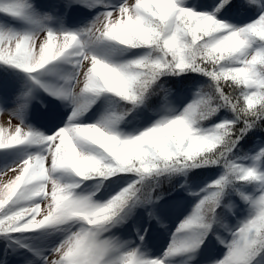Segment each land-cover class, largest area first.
<instances>
[{
	"label": "snow or ice",
	"instance_id": "snow-or-ice-1",
	"mask_svg": "<svg viewBox=\"0 0 264 264\" xmlns=\"http://www.w3.org/2000/svg\"><path fill=\"white\" fill-rule=\"evenodd\" d=\"M0 66V264H264V0H0Z\"/></svg>",
	"mask_w": 264,
	"mask_h": 264
},
{
	"label": "rangeland",
	"instance_id": "rangeland-1",
	"mask_svg": "<svg viewBox=\"0 0 264 264\" xmlns=\"http://www.w3.org/2000/svg\"><path fill=\"white\" fill-rule=\"evenodd\" d=\"M44 2H46V0H44ZM43 101L45 102L44 104L42 103ZM35 109L40 111H38V115L33 117V120L31 119L32 117H29V122L34 123L37 127L45 129H50L53 124L62 121L64 114L67 111H70V108H64L61 102L55 101L53 99H47L40 94L38 97V106L35 107ZM32 112L33 110L30 111V116ZM17 122L18 121L16 119L10 117L6 112H0V127L4 128L5 130H9L10 127H14ZM0 162H3V160H0ZM5 179V177L0 176V181ZM181 183H183V180H181ZM172 195L174 196L175 193ZM184 195L187 196V193H184ZM166 198L167 197H165L164 200ZM191 200L192 198L188 197L185 205L190 206ZM43 207L44 205H42V208ZM183 214H185L184 205L174 206L165 203L162 211V219L163 223L166 224L167 227H161L160 223H158L155 219L150 220L146 211L141 208L137 210L136 216L133 218V220L129 221L125 225V229L128 234H134L137 228H140L141 230L147 228L150 235L146 238L149 240V246L152 248L153 253L155 254L159 251H162V249L166 246L169 232L174 230L176 224L179 222V219L182 218ZM130 223H133V225H130ZM212 251L218 255L223 254L222 246H220L215 240L213 241Z\"/></svg>",
	"mask_w": 264,
	"mask_h": 264
},
{
	"label": "trees",
	"instance_id": "trees-1",
	"mask_svg": "<svg viewBox=\"0 0 264 264\" xmlns=\"http://www.w3.org/2000/svg\"><path fill=\"white\" fill-rule=\"evenodd\" d=\"M3 70V66H0V71H2ZM196 172H201V170H195ZM163 188H165V189H167V185H163L162 186Z\"/></svg>",
	"mask_w": 264,
	"mask_h": 264
}]
</instances>
